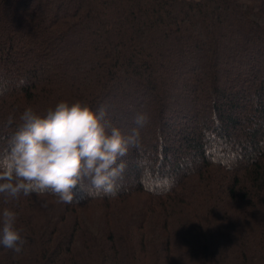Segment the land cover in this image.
Returning a JSON list of instances; mask_svg holds the SVG:
<instances>
[{
	"label": "trees",
	"instance_id": "1",
	"mask_svg": "<svg viewBox=\"0 0 264 264\" xmlns=\"http://www.w3.org/2000/svg\"><path fill=\"white\" fill-rule=\"evenodd\" d=\"M60 101L148 123L112 192L0 194V264H264V0H0V156Z\"/></svg>",
	"mask_w": 264,
	"mask_h": 264
},
{
	"label": "clouds",
	"instance_id": "2",
	"mask_svg": "<svg viewBox=\"0 0 264 264\" xmlns=\"http://www.w3.org/2000/svg\"><path fill=\"white\" fill-rule=\"evenodd\" d=\"M105 116L103 107L93 111L79 101H60L44 115L26 108L7 153L0 156V194L15 199L49 191L70 204L74 189L82 187L85 179L91 189L114 191L124 168L117 160L138 140V129L148 123V117L138 113L136 127L125 136ZM15 222L16 214L4 209L0 245L20 253L24 241Z\"/></svg>",
	"mask_w": 264,
	"mask_h": 264
},
{
	"label": "rangeland",
	"instance_id": "3",
	"mask_svg": "<svg viewBox=\"0 0 264 264\" xmlns=\"http://www.w3.org/2000/svg\"><path fill=\"white\" fill-rule=\"evenodd\" d=\"M229 23H231V22H227L226 24H228L229 25ZM240 31V27L238 26V25H236L235 26V28H234V31L232 32V33H236V32H239ZM223 34V36H225L226 34H224V33H222ZM220 47H221V45H220ZM173 61H174V63L176 64V62L178 61L177 60V58H174L173 59ZM203 63V62H202ZM203 68V67H202ZM203 73H205V71L204 70H201ZM169 71L168 72H162V73H160V78H158L156 81L158 82V84H159V88L160 89H166V87H167V89H168V86L170 85V82L168 81V75H169ZM206 74V73H205ZM257 74L258 73H256V77L258 78V76H257ZM186 77V74H184L183 75V77L182 78H185ZM253 79H255V80H251L250 81V83H251V85H254V83H256L257 85H259L260 84V82L258 81V79H256V78H253ZM155 80V79H154ZM155 81V82H156ZM149 96H146V100H149ZM254 106V104L253 103H249V104H247V109L249 108V107H253ZM200 122H201V120H200ZM198 125V124H197ZM177 126H180V127H182V129H185V128H188L189 129V127L187 126V124L186 123H184V122H182L181 124L179 123ZM185 126H187V127H185ZM240 128H243L242 126L240 127ZM246 128H248V127H246ZM183 131V130H182ZM186 132L188 131L189 132V130H185ZM142 136V135H141ZM140 136V137H141ZM147 137V136H146ZM240 141H241V138H240V132L238 133V136L237 137H235L234 139H233V142L235 143V145H237V143L239 144L240 143ZM230 151H232V150H230ZM145 168L144 169H142V176H144V173H145ZM145 177V176H144ZM145 179V178H144Z\"/></svg>",
	"mask_w": 264,
	"mask_h": 264
}]
</instances>
